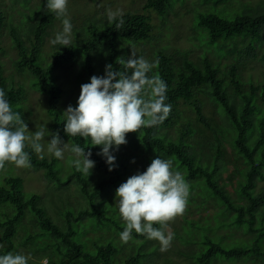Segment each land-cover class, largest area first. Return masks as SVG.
Instances as JSON below:
<instances>
[{
    "label": "trees",
    "instance_id": "trees-1",
    "mask_svg": "<svg viewBox=\"0 0 264 264\" xmlns=\"http://www.w3.org/2000/svg\"><path fill=\"white\" fill-rule=\"evenodd\" d=\"M212 1L218 7L229 0ZM170 3L171 0H148L145 10H154L164 15ZM6 16L7 12L0 10V55L5 52L1 47V37L6 24ZM36 16L39 18L22 32L26 39L19 36L17 29L12 27V36L18 53V59L14 63L16 72L25 75L27 79L34 78L35 81L31 82V86L42 96L48 97L49 112L54 119L49 126L50 132L52 134L58 132L63 142L70 141L72 144L88 147L85 151L92 153L90 159L95 162L97 179L92 184L93 178L90 180L82 172L74 171L68 180L63 182L55 168L57 165L55 159H39L30 147L26 148L31 157L32 168L43 170L45 179L60 186H67L75 180L83 198L91 205V209L80 210L77 215L74 210H68L64 215L66 218L64 227H60L51 219L45 208L40 206L41 198L38 195L26 198L23 180L20 178L6 179L4 186H0V207H5L3 219L0 220V245H3L0 247V255L8 252L14 253V239L18 226L29 211L39 231L36 232L35 237L31 236L28 242L41 250V258H47L49 264H113L119 253L116 246L113 243L106 245L95 243L93 244L95 253L88 251L82 242L83 239L78 237L76 227L87 218L92 221L93 229L114 227L115 232L120 236L124 228L118 226L115 220L108 218L106 211H97L95 205L96 201L104 197L108 191L115 190L124 182L127 165L124 159L118 158L113 170L109 171L106 159L99 155L102 151L101 147H92L90 141L86 142L79 136L71 138L64 132L66 119H63L58 111L62 89L55 84L53 71L63 64L74 63L78 57L74 49L66 48L63 51L55 49L54 61L49 64L48 54L44 52L45 37L54 22L61 21L63 18L57 19L55 13L44 9L35 13L30 20L35 19ZM123 20L124 25L120 29L116 28L115 23L109 27L90 23L87 36L74 40L75 45H85L83 55L86 58L90 78L94 75L100 76L95 72L96 66L94 65L96 58L94 53L97 51L102 53L104 48H107L110 52L109 64H112L114 69L121 70L116 60L125 55H119L120 52L123 49L125 52L132 43H141L151 39L153 27L149 16L129 12L123 15ZM198 24L207 32L208 44L217 46L218 50H224L225 42L231 40H234L235 47L237 39H249L251 48L254 44L263 42L264 11L258 14L244 12L233 19L207 13L199 17ZM26 40L29 44H26ZM42 52H44L43 65L39 62ZM241 52L234 48L231 54H241ZM157 59L159 65L154 72H158L167 84L166 103L171 105V112L162 124L142 128L139 133L129 134L135 135L145 149L155 152L157 156L167 159L174 157L173 162L177 164L174 169L177 167L187 172L185 179L190 185L188 205H200L196 196L197 198L201 196L199 203L202 205L206 203L205 199L212 197L223 206L220 215L225 217L226 222L218 226L226 224V226L231 225L236 228L243 227L256 234L253 244H246L242 247L225 246L208 239L205 249L193 260V263L210 264L217 257L226 259L243 258L249 255L253 257L256 253L264 252V190L255 193L256 180H264V86L245 83L241 77L240 62L228 66L226 71L222 72L219 65H214L208 59H204L202 65L185 60L180 68L175 67L173 58L167 55L160 53ZM0 88L6 92L13 111L18 112L24 120L28 112V120H30L32 112L27 105V89L18 82L9 83L3 75L1 66ZM201 96L219 105L226 124L234 132L235 136L231 144L237 150L235 160L244 161L248 166L244 174L245 181H238L233 185L232 179L229 178L228 183L222 182L220 165L226 160L224 144L220 136L226 130H223L224 127L219 121L207 119L203 112L204 102L200 99ZM258 97L262 103L261 107L254 102ZM182 106L192 108L191 111L195 114L198 123L197 127L193 124L191 116L181 110ZM175 126L180 130L177 140L171 138L168 133V130ZM207 130L213 133L216 143L209 148L210 151L216 152L212 164H204L203 155L200 154L199 157L196 149V145L204 148V143L196 137L207 138ZM251 138L254 139L252 144L249 142ZM197 189H200L198 193L200 196L196 194ZM229 189L236 194V200L231 197ZM2 212L0 209V213ZM257 222L258 227H256ZM156 227L159 226L156 225ZM132 236L135 241H139L134 244L137 248L132 254L123 258L125 264H141L143 259L152 256V253L143 251L149 239L135 232ZM41 262L39 260L29 262V264H41Z\"/></svg>",
    "mask_w": 264,
    "mask_h": 264
},
{
    "label": "rangeland",
    "instance_id": "rangeland-1",
    "mask_svg": "<svg viewBox=\"0 0 264 264\" xmlns=\"http://www.w3.org/2000/svg\"><path fill=\"white\" fill-rule=\"evenodd\" d=\"M148 0H68V15L72 24V44L70 47H62L61 45H53L51 41L55 38L58 32L63 29V23L56 21L49 28L48 34L45 37L44 52L48 54V63L54 61L53 55L58 50L71 48L76 51L77 61L68 65L63 64L53 71L55 84L62 89V95L58 103V111L63 119L66 115L63 113L67 107L71 105L77 107V101L81 91V85L90 82V74L86 67V58L83 55L85 45L74 44L75 39H81L87 36L90 23L97 26L109 27L107 19L108 10L116 11L120 9L123 14L136 13L147 15L151 19L153 27L151 39L141 43H132L129 49L124 52V49L119 55L127 59L131 55V51H135L137 56H143L149 61L157 59L161 53L173 58L175 67L183 66L184 61L188 60L195 64H203L204 59L210 60L214 65H219L222 72H225L228 66L239 64L241 77L245 83H254L255 85L264 86V37L261 44H254L251 48L250 40L237 39L236 47L234 40L225 42L226 48L218 50L217 46L208 44V34L199 27L198 19L201 15L214 13L223 18L233 19L236 15L244 12L250 14H258L264 11V0H229L225 4L216 7L214 1L208 0H171V5L166 10L164 15L157 13L154 10H145ZM47 0H0V10L7 12L6 24L2 31L1 47L4 49V54L0 55V66L3 69V75L9 83L18 82L27 89V105L32 114L28 120L29 113L25 114L24 122L28 126V130L34 133L41 128L45 129V138L41 143L44 146L43 159L56 160L55 166L59 176L63 182H66L69 176L77 171L72 160L75 156L70 151H65L64 159H57L53 154L47 151L48 142L51 141L52 135L49 130L53 118L50 115L48 97L42 96L32 86L31 82L34 78L27 79L25 75L18 74L14 63L18 59L17 49L15 47L14 38L12 36V27L17 29V33L23 39H26L23 30L31 23H34L39 17L30 20L35 13L44 9L47 10ZM29 44L28 40L25 41ZM237 48L242 51L241 54H231L232 50ZM39 57L40 64L43 65V53ZM94 53L96 66L95 72L103 76L105 66L109 64L110 52L104 48L102 53ZM118 55V56H119ZM128 55V57L126 56ZM131 74V73H129ZM232 93V92H231ZM260 94V93H259ZM200 99L204 102L203 112L207 119H215L224 127L223 134L220 138L223 140L226 162L220 165V176L222 182L228 183V179H232L233 185L238 181H245V172L248 166L244 161L235 160L237 150L231 144L235 134L226 124L225 117L219 105L214 104L209 98L201 96ZM260 107L262 103L258 98L255 101ZM187 115L191 116L193 124L197 127L196 116L191 111L192 108L182 106ZM227 128V129H226ZM171 138L177 140L180 135V130L177 126L168 130ZM207 138L197 136L200 142L204 143V148L196 145L198 156L202 154L204 164L213 163L215 151H210V146L215 143L213 133L206 131ZM127 143L122 145L117 150L115 147L110 149V152L115 156V162L118 158L124 159L127 165V171L124 174V182L137 174L146 171L151 162L162 156H157L155 152L145 149L139 142L138 138L133 134H127ZM198 140V141H199ZM254 141L250 139V144ZM68 143L70 149L72 143ZM206 143V144H205ZM139 144V145H138ZM203 149V152L201 150ZM40 159V156L36 154ZM134 161V162H133ZM173 166H177L173 162ZM96 167L91 170L90 180L93 178L92 184L96 182L97 175ZM177 169V167H176ZM174 169V170H176ZM185 177L187 172L183 169H177ZM9 178H20L23 180L24 193L26 198L32 195H38L41 198L40 206H43L51 219L60 227H64L66 218L64 215L68 210H74L77 215L80 210H90L91 205L83 198L80 187L73 180L67 186H60L57 183L51 182L44 178V171L35 168H17L13 164H6V170L0 172V186H4L5 180ZM123 182V183H124ZM121 185V184H120ZM119 185V186H120ZM118 186V187H119ZM110 190L104 197L96 201L95 208L97 211H106V216L115 220L118 226L125 228V224L120 216L118 199H116V190ZM235 187V186H234ZM264 190V180H256L255 193ZM196 194L200 193V189ZM231 197L236 200V194L232 189H229ZM203 194V193H202ZM199 195V194H198ZM200 196V195H199ZM201 199V196L197 198ZM206 203L199 206L187 205V209L182 216L177 217L173 222H170L168 228L171 230L173 240L167 251H161V245L156 240H148V245L143 250L147 253H152L151 258L143 259L141 264H194L193 260L197 258L205 249L206 241L212 240L214 243H221L225 246H238L253 244L255 233L247 228H236L231 225L226 226L220 223H225V217H221L222 205L212 197L205 199ZM4 208L0 213V220L3 219ZM10 215V212L8 213ZM258 223V222H257ZM92 221L87 218L81 221V224L76 227L78 237L83 239V244L88 251L95 253L93 244L106 245L113 243L119 250L113 264H125L124 258L132 254L137 247L134 244L139 243L134 238L127 244L120 240V236L115 232L114 227H105L102 229H93ZM196 227H194L193 226ZM259 223L256 224V227ZM38 226L32 214L28 211L23 221L18 226L17 235L14 239V253L30 255L32 258L29 262L43 261L41 258V250L29 244L28 240L38 232ZM35 237V236H34ZM264 242V241H263ZM264 246V244H263ZM138 253L135 252L136 255ZM124 257V258H123ZM190 257H193L190 259ZM48 261V259H47ZM210 264H264V252L244 256L243 258L226 259L217 257Z\"/></svg>",
    "mask_w": 264,
    "mask_h": 264
},
{
    "label": "clouds",
    "instance_id": "clouds-1",
    "mask_svg": "<svg viewBox=\"0 0 264 264\" xmlns=\"http://www.w3.org/2000/svg\"><path fill=\"white\" fill-rule=\"evenodd\" d=\"M46 7L57 19L63 18V29L51 43L70 47L72 24L65 18L68 0H47ZM123 15L120 9H109L107 19L120 29L124 25ZM116 64L121 70L108 64L103 76L94 75L89 83L81 85L77 107L69 105L63 113L66 115L64 132L71 138L79 136L90 141L92 147H101L99 155L106 159L109 171L115 166V156L110 149L118 150L126 145L129 133L162 124L171 112V105L166 103L167 84L158 72H154L159 65L158 59L149 61L132 50L127 59L118 57ZM51 135L47 151L57 159H64L65 151H70L75 156L71 161L75 169L89 177L95 162L90 159L91 151H85L88 147L73 143L69 149L58 132ZM44 138L43 128L29 132L23 117L13 111L6 92L0 88V171H5L9 163L17 168H30L28 147L43 159L41 141ZM173 161L174 157L154 159L146 171L129 177L116 190L119 213L125 224L120 233L122 243L132 240L135 232L158 241L161 251L170 248L174 234L168 225L185 213L190 195V185L180 171L174 170ZM31 258L8 252L0 255V264H29ZM41 264H48L47 258Z\"/></svg>",
    "mask_w": 264,
    "mask_h": 264
},
{
    "label": "built area",
    "instance_id": "built-area-1",
    "mask_svg": "<svg viewBox=\"0 0 264 264\" xmlns=\"http://www.w3.org/2000/svg\"><path fill=\"white\" fill-rule=\"evenodd\" d=\"M49 264V263H48Z\"/></svg>",
    "mask_w": 264,
    "mask_h": 264
}]
</instances>
